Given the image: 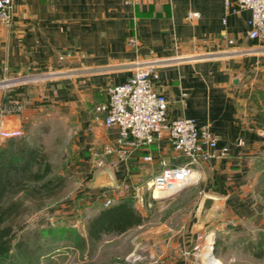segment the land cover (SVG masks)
Masks as SVG:
<instances>
[{
	"label": "crops",
	"instance_id": "0c3cea01",
	"mask_svg": "<svg viewBox=\"0 0 264 264\" xmlns=\"http://www.w3.org/2000/svg\"><path fill=\"white\" fill-rule=\"evenodd\" d=\"M12 1V22L0 21V80L24 77L21 86L29 95L17 100L11 94L10 106L0 99L1 127H19L40 98L72 119L77 161L90 174L89 201L106 195L116 201L133 194L120 188L123 182L141 184L144 200L134 204L144 214L152 203H146V181L161 169V161L185 160L163 135L127 161L111 153L103 166L91 163L92 152L118 133L117 126L95 118L94 106L106 99L108 86L131 74L136 58L158 60L154 86L167 96L170 118L194 117L217 134L218 145L228 144L227 156L202 162L198 181L182 189L198 193L193 222L161 243V252L152 253L146 264H203L202 250L194 248L197 236L207 226L224 224L226 213L235 219L232 228L246 218L264 227V202L256 198L264 192V124L256 118L264 112V39L248 36V8L227 10L224 0ZM130 35L136 36L135 44L128 43ZM51 71L57 74L45 76ZM146 153L152 159H144ZM207 194L216 203L198 227L197 213Z\"/></svg>",
	"mask_w": 264,
	"mask_h": 264
},
{
	"label": "rangeland",
	"instance_id": "374dc122",
	"mask_svg": "<svg viewBox=\"0 0 264 264\" xmlns=\"http://www.w3.org/2000/svg\"><path fill=\"white\" fill-rule=\"evenodd\" d=\"M56 74L51 71L45 76ZM24 79L10 75L0 80V99L11 92L17 100L22 94L28 96L29 91L21 86ZM7 104L14 105V102L7 100ZM31 113L29 119H24L16 127L21 130L19 136L40 144L51 164L49 176L63 178L54 189L55 195L46 198L38 208L30 202L27 210L20 214L21 226L2 248L4 264H146L152 253L161 252V243L172 240L193 222L198 193L189 188L147 205L143 210L146 219L142 227H134L120 235H106L93 247H82L79 236L85 234V220L104 199L100 196L101 199L88 200L90 174L83 173L84 169L77 161L74 121L58 113L42 98L33 103ZM7 138L0 137V149ZM259 195L256 198L264 202V192ZM218 212L216 209L214 216ZM222 219L224 224L207 226L197 236L194 248L198 252L202 250L203 259L208 264H264V227L246 218L242 225L232 228L235 219L227 213ZM40 227L44 232L38 238L39 247L35 253L20 254L13 245L14 241ZM209 234L212 240H219L220 258L215 253L213 256L208 249L210 246L207 247ZM127 253L130 254L127 256ZM232 256L236 259L233 260Z\"/></svg>",
	"mask_w": 264,
	"mask_h": 264
},
{
	"label": "built area",
	"instance_id": "2783aa9c",
	"mask_svg": "<svg viewBox=\"0 0 264 264\" xmlns=\"http://www.w3.org/2000/svg\"><path fill=\"white\" fill-rule=\"evenodd\" d=\"M224 4L227 10L238 11L248 8L251 12L248 19V36L264 39V0H224ZM188 16H194V12L189 11ZM12 18L13 1L0 0V21L9 25ZM127 41L129 44H135L137 38L130 35ZM157 63L158 60L155 58L147 60L136 58L131 74L123 82L107 87V97L94 106V114L105 126H117L118 133L114 141L106 144L102 150H94L90 159L95 167L103 166L105 156L111 153H114L118 160L127 161L135 150L165 135L176 156H184L185 160L178 164L161 161V169L146 181L147 191L155 199L196 183L199 178L198 167L202 162L222 158L229 153L228 144L218 145V136L208 124H198L196 119L190 116L173 118L168 116L169 100L154 86L158 79ZM2 114L0 102V117ZM1 125L2 121L0 137L21 134L19 128H4ZM143 157L146 160L152 159L150 153L144 154ZM120 188L132 190L136 200L141 202L144 200L141 184L123 182ZM112 202L113 196L104 197V205ZM211 245L212 242L207 244L210 250ZM202 261L207 263L203 256Z\"/></svg>",
	"mask_w": 264,
	"mask_h": 264
},
{
	"label": "trees",
	"instance_id": "16d2710c",
	"mask_svg": "<svg viewBox=\"0 0 264 264\" xmlns=\"http://www.w3.org/2000/svg\"><path fill=\"white\" fill-rule=\"evenodd\" d=\"M11 94H5L3 100L12 99ZM256 118L264 124V112L257 113ZM50 172L51 164L40 144L31 143L19 135L6 139L0 149V264H4V244L21 226V221L18 220L20 214L27 210L30 202L38 208L46 198L56 194L54 189L63 177L49 176ZM134 200L133 194L125 193L111 204L101 203L96 206L85 220V234L79 236L80 245L93 247L106 235H119L142 223L146 216L135 206ZM148 200L156 201L151 196L146 198V203ZM43 232L40 227L32 233L18 236L13 245L20 254L32 255L39 247L38 238ZM218 247L219 240L216 239V255Z\"/></svg>",
	"mask_w": 264,
	"mask_h": 264
},
{
	"label": "water",
	"instance_id": "95a60500",
	"mask_svg": "<svg viewBox=\"0 0 264 264\" xmlns=\"http://www.w3.org/2000/svg\"><path fill=\"white\" fill-rule=\"evenodd\" d=\"M186 186H184V187H186ZM183 188H181L180 190H178L177 192H174L172 194L160 196L158 199H166V198H169L171 196H174L176 193L181 191ZM215 203H216V198L214 196L208 195V194L203 196L201 203H200L198 213H197L196 225L198 227L202 226L206 222V220L208 219V217L210 216V214L212 212V209H213ZM210 251H211L212 255L215 256L214 255V240H212V245H211Z\"/></svg>",
	"mask_w": 264,
	"mask_h": 264
},
{
	"label": "bare ground",
	"instance_id": "6f19581e",
	"mask_svg": "<svg viewBox=\"0 0 264 264\" xmlns=\"http://www.w3.org/2000/svg\"><path fill=\"white\" fill-rule=\"evenodd\" d=\"M212 235L209 236L210 243L212 242ZM212 257V256H211Z\"/></svg>",
	"mask_w": 264,
	"mask_h": 264
}]
</instances>
